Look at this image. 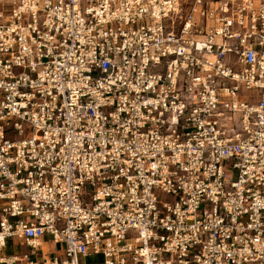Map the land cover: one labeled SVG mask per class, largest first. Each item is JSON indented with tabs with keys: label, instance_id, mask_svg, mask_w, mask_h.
I'll return each mask as SVG.
<instances>
[{
	"label": "built area",
	"instance_id": "2783aa9c",
	"mask_svg": "<svg viewBox=\"0 0 264 264\" xmlns=\"http://www.w3.org/2000/svg\"><path fill=\"white\" fill-rule=\"evenodd\" d=\"M0 264H264V0H0Z\"/></svg>",
	"mask_w": 264,
	"mask_h": 264
},
{
	"label": "crops",
	"instance_id": "0c3cea01",
	"mask_svg": "<svg viewBox=\"0 0 264 264\" xmlns=\"http://www.w3.org/2000/svg\"><path fill=\"white\" fill-rule=\"evenodd\" d=\"M10 244V243H9ZM8 244V245H9ZM15 244H10V246H14ZM24 247V251H20V250H12L10 252H8L6 255H10V254H20V253H24L28 250V248H26L24 245H22ZM8 247V246H7ZM20 247V246H19ZM41 250H42V254H44L45 256H50L56 249H60L61 245L60 244H54L49 240L48 236H45L42 241H41ZM36 258H39V254L36 255Z\"/></svg>",
	"mask_w": 264,
	"mask_h": 264
},
{
	"label": "rangeland",
	"instance_id": "374dc122",
	"mask_svg": "<svg viewBox=\"0 0 264 264\" xmlns=\"http://www.w3.org/2000/svg\"><path fill=\"white\" fill-rule=\"evenodd\" d=\"M13 243L15 244L14 246H10V244H9V242H8V247H7V249H6V254L8 253V252H10V251H12V250H20V251H24V247L23 246H18V244H16L17 242L15 241V240H13ZM95 258H88L87 260H94Z\"/></svg>",
	"mask_w": 264,
	"mask_h": 264
}]
</instances>
